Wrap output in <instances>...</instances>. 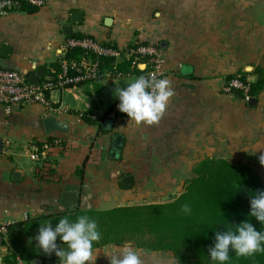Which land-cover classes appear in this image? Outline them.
Wrapping results in <instances>:
<instances>
[{"label":"crops","instance_id":"0c3cea01","mask_svg":"<svg viewBox=\"0 0 264 264\" xmlns=\"http://www.w3.org/2000/svg\"><path fill=\"white\" fill-rule=\"evenodd\" d=\"M73 10L82 12L80 23L70 21ZM107 17L110 25L104 23ZM64 25L70 26V35L92 36L119 50L134 42L157 45L162 78L170 80L175 94L158 122L137 124L126 113L117 114L120 110L112 112L116 88L137 75L108 77L104 69L95 80L52 90L53 112L27 103L5 114L0 104V221L24 222L52 207L167 202L206 157L250 165L264 187L259 161L264 152V88L251 96L252 103L221 92L229 76L255 83L261 71L264 78V0H44L32 13L0 15V46H8L0 50V68L28 78L43 67L40 80L55 72L53 65L65 56L70 36L63 35ZM56 48H63V54L57 56ZM47 113L64 121L68 132L46 135L41 117ZM105 118L113 119L110 130L99 129ZM48 136L53 139L49 149L42 159L32 160L29 144ZM115 136L120 137L119 149L113 146ZM48 168L61 177L45 175ZM14 171L19 175L13 176ZM124 175L131 176V186H121ZM62 190L79 191L78 206H61ZM24 213L28 219L23 221ZM8 232L0 243V264H27L15 254ZM122 246L93 249L95 264H109L107 254ZM135 249L143 264H178L163 260L162 252ZM51 263L59 264V257Z\"/></svg>","mask_w":264,"mask_h":264},{"label":"trees","instance_id":"16d2710c","mask_svg":"<svg viewBox=\"0 0 264 264\" xmlns=\"http://www.w3.org/2000/svg\"><path fill=\"white\" fill-rule=\"evenodd\" d=\"M36 10V6L20 0L19 5L12 7L9 12L32 13ZM84 36L73 34L68 38ZM103 45L117 49L109 43ZM154 46L159 49L157 45ZM80 53L79 49H69L64 58H77ZM121 57L120 60L109 56L101 57L98 75L112 65L122 75L136 74L138 77L142 74L138 66L132 65L131 56ZM53 69L57 71L59 63L54 64ZM258 74L260 76L255 83H248L250 96L264 88L262 72L258 71ZM232 77L229 76L227 80ZM240 78L245 80L242 76ZM232 93L240 96L238 90H232ZM117 114L124 115L122 112ZM84 120L94 122L87 118ZM101 128L99 124V129ZM46 141L52 144L53 139L48 136ZM40 158H43L41 154ZM76 173L81 175V170L78 169ZM45 175H53L52 169L48 168ZM258 190H264L262 179L250 165L221 157H206L194 165L192 175L185 182L183 190L172 200L103 209L76 207L57 210L52 207L47 213L13 223L8 229V238L17 257L27 264L34 258L41 259L42 264H52L51 260L58 258L55 253L45 254L36 246L34 237L40 224L50 221L54 226L63 216L67 215L74 220L78 215L87 214L97 221L101 232V239L94 242L93 249L130 244L142 250L169 252L178 264H214L208 256V247L213 244L216 231L234 230L235 224L245 219L250 220L258 230L264 231V225L248 215L251 196ZM186 202L191 205V214L180 211L181 205ZM57 243L58 246L62 243L59 238ZM61 246L67 247L66 244ZM230 257L228 264H264V252L249 257L230 252Z\"/></svg>","mask_w":264,"mask_h":264},{"label":"clouds","instance_id":"9594fccd","mask_svg":"<svg viewBox=\"0 0 264 264\" xmlns=\"http://www.w3.org/2000/svg\"><path fill=\"white\" fill-rule=\"evenodd\" d=\"M63 48H56L57 56ZM143 66H141L142 68ZM118 109L126 113L137 124H153L163 116L168 102L174 96V89L167 78L140 75L125 87L116 88ZM264 165V152L259 155ZM248 215L264 225V190H258L250 199ZM180 211L191 214L189 203L181 205ZM62 242L59 246L57 240ZM36 246L45 254L55 253L59 264H95L93 244L101 239L97 221L87 214L78 215L74 220L61 217L53 226L50 221L40 224L34 237ZM66 244L64 248L61 245ZM230 252L237 256L249 257L264 252V231L258 230L248 219L235 224L234 230L216 231L214 242L208 247V256L214 264H228ZM109 264H143L139 251L130 244H124L107 254Z\"/></svg>","mask_w":264,"mask_h":264},{"label":"built area","instance_id":"2783aa9c","mask_svg":"<svg viewBox=\"0 0 264 264\" xmlns=\"http://www.w3.org/2000/svg\"><path fill=\"white\" fill-rule=\"evenodd\" d=\"M36 7L42 6L44 0H23ZM20 0H0V15L9 13V10L18 6ZM79 49V57L59 61V69L48 76H45L37 84H29L27 77L23 74L7 68H0V104L3 106L5 114H9L16 105L27 103H39L49 112H53L49 93L55 89H64L77 84L92 81L99 76V59L109 56L118 58L121 56L132 57V65H136L142 70L141 75L146 77L151 74L157 79H161L165 73L162 64L161 51L154 45L134 42L123 50L109 48L99 42L96 38L80 37L68 38L65 42V50ZM108 77L120 76L116 72V66L112 65L104 73ZM232 90H238L243 100H248L250 86L246 80H242L239 75H235L226 80L221 86V92L230 94ZM117 99L113 104L112 112L118 111ZM50 144L44 142H31L29 144V157L32 160H39L40 154L49 149ZM27 213L23 214L22 220H27ZM14 222L10 220L0 221V243L6 236L9 227Z\"/></svg>","mask_w":264,"mask_h":264},{"label":"water","instance_id":"95a60500","mask_svg":"<svg viewBox=\"0 0 264 264\" xmlns=\"http://www.w3.org/2000/svg\"><path fill=\"white\" fill-rule=\"evenodd\" d=\"M83 20V14L79 10H73L70 13V21L74 23H80ZM104 23L106 25L111 24V18L107 17L105 18ZM62 33L65 36L70 35V26L64 25L62 27ZM8 46L5 44H1L0 50H7ZM44 75V68L39 67L34 73L29 74L27 78V82L29 84H37L40 80V78ZM255 99L253 97H250L248 99V103H252ZM43 129L46 135H51L54 133H60V134H65L69 130V126L59 118H57L55 115L47 113L44 114L41 117ZM113 125V119L112 118H105L102 121V128L110 130ZM120 137L115 136L114 138V147L115 149H119L120 147ZM3 146V140L0 139V151L2 150ZM19 173L17 171L13 172V176H18ZM121 186L123 187H128L131 186L132 184V178L130 175H124L120 178L119 180ZM79 198H80V193L77 190H62L59 195V204L63 207H76L79 204ZM30 264H38V259L34 258L30 261Z\"/></svg>","mask_w":264,"mask_h":264},{"label":"rangeland","instance_id":"374dc122","mask_svg":"<svg viewBox=\"0 0 264 264\" xmlns=\"http://www.w3.org/2000/svg\"><path fill=\"white\" fill-rule=\"evenodd\" d=\"M46 164H47V163H46ZM77 170H78V169H77ZM77 170H76V171H77ZM79 170H80V169H79ZM52 171H54V173H53L54 175L58 176L57 173H56V171H55V169H52ZM58 177H61V176H58ZM161 255H162V257H163V260H165V261L167 260V261H169V262H170V261H172V262H176L175 258H174V257L172 256V254L169 253V252H167V253H166V252H162ZM155 260H158V261H159V260H161V258L158 257V258H155Z\"/></svg>","mask_w":264,"mask_h":264}]
</instances>
